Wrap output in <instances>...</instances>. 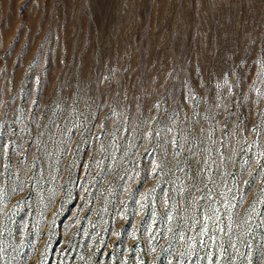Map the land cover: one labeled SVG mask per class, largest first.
<instances>
[{
    "label": "rangeland",
    "instance_id": "1",
    "mask_svg": "<svg viewBox=\"0 0 264 264\" xmlns=\"http://www.w3.org/2000/svg\"><path fill=\"white\" fill-rule=\"evenodd\" d=\"M0 264H264V0H0Z\"/></svg>",
    "mask_w": 264,
    "mask_h": 264
}]
</instances>
